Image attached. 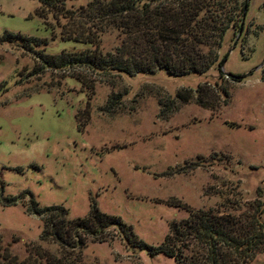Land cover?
Segmentation results:
<instances>
[{
	"label": "rangeland",
	"instance_id": "1",
	"mask_svg": "<svg viewBox=\"0 0 264 264\" xmlns=\"http://www.w3.org/2000/svg\"><path fill=\"white\" fill-rule=\"evenodd\" d=\"M92 1L66 7L76 12ZM38 5L0 0V37L47 40L32 49L0 43V250L19 259L36 249L66 253L41 240L42 218L26 211L31 197L38 206L60 205L70 219L96 203L150 246L193 212L245 221L259 208L264 223V0H248L242 28L228 29L217 64L179 77L162 69H47L40 53L94 46L60 38L50 18L35 15ZM97 34L104 56L125 39L111 28ZM105 232L106 240L85 236L68 252L79 264H182L131 247L113 227ZM247 264H264V245Z\"/></svg>",
	"mask_w": 264,
	"mask_h": 264
},
{
	"label": "trees",
	"instance_id": "2",
	"mask_svg": "<svg viewBox=\"0 0 264 264\" xmlns=\"http://www.w3.org/2000/svg\"><path fill=\"white\" fill-rule=\"evenodd\" d=\"M68 1L38 0L35 15L50 18L63 40L94 48L79 53L62 50L51 56L40 53L47 69L84 67L94 72L129 75L162 69L179 77L203 74L217 64L228 29L242 28L246 0H93L86 8H78L79 13L66 7ZM105 28L119 30L125 39L115 54L104 56L97 30L103 33ZM3 41H17L25 49L47 45L46 38L11 33L0 37V43ZM2 200L7 204L16 202L11 197ZM29 201L26 211L42 218L41 240L58 244L67 249L66 253L59 257L33 249L36 254L19 259L4 247L0 250V264H79L78 257L68 250L83 246L85 236L106 240L105 231L110 227L122 233L131 247L149 256L163 254L182 264H247L256 249L264 245L259 208L245 221L230 215L193 212L188 220L169 224L164 242L150 246L134 236L119 216L101 212L96 203L91 204L86 217L70 219L60 205L38 206L33 197ZM184 251L188 253L186 257Z\"/></svg>",
	"mask_w": 264,
	"mask_h": 264
},
{
	"label": "water",
	"instance_id": "3",
	"mask_svg": "<svg viewBox=\"0 0 264 264\" xmlns=\"http://www.w3.org/2000/svg\"><path fill=\"white\" fill-rule=\"evenodd\" d=\"M247 4H248V0L245 1L244 11H246ZM244 11H243V15H244ZM241 26H242V23H241ZM238 33H239V31H238ZM224 61H225V59L223 60L222 64H224ZM224 73L226 74L227 77H232V78H236V79H241L243 77V76L232 75V74H229V73H226V72H224Z\"/></svg>",
	"mask_w": 264,
	"mask_h": 264
}]
</instances>
